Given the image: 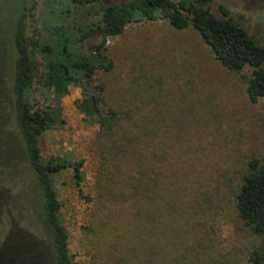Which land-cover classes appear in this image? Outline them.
<instances>
[{"label": "rangeland", "instance_id": "1", "mask_svg": "<svg viewBox=\"0 0 264 264\" xmlns=\"http://www.w3.org/2000/svg\"><path fill=\"white\" fill-rule=\"evenodd\" d=\"M30 3L0 0V153L8 155L0 162V239L12 224L37 232L33 178L16 144L8 97L14 18L21 7L28 34L38 28L40 8L66 11L84 24L96 19L87 7L73 11L69 0H36L30 16ZM218 4L264 43V0H211L215 15ZM98 41L92 32L76 53H91ZM103 54L111 70H96L82 88L68 86L59 103L62 122L39 137L44 162L52 155L81 162L78 187L72 165L52 176L71 260L147 264L153 238L148 232L142 241L141 210L148 202L154 229L165 234L166 225L172 239L164 248L170 264H251L259 237L234 207L248 160L263 152L264 110L261 98L250 102L245 92L249 68L225 70L191 28L175 30L163 20L127 24L106 39ZM35 56L40 72L45 58ZM82 92L101 99V112L117 110L113 135L103 137L75 109ZM29 96L33 107H43L50 95L33 82Z\"/></svg>", "mask_w": 264, "mask_h": 264}, {"label": "trees", "instance_id": "2", "mask_svg": "<svg viewBox=\"0 0 264 264\" xmlns=\"http://www.w3.org/2000/svg\"><path fill=\"white\" fill-rule=\"evenodd\" d=\"M69 1L73 11L87 7L88 14L93 10L95 21L84 24L80 17L71 18L66 11L40 8L35 22L38 28L32 27L28 34L21 7L14 18L12 48L15 55L8 97L16 144L33 178L32 203L37 232L32 234L26 229L10 225L0 239V264H74L68 253L67 233L59 217V203L52 176L72 165L75 186L78 187L81 162L71 163L55 155L44 162L39 137L62 122L59 103L68 86L82 88V81H92L96 70H111L112 62L103 54L106 39L120 35L127 24L163 20L175 30L191 28L225 70L239 72L244 67L249 68L245 92L250 102L261 98L264 110V43L257 42L248 34L222 4L217 5L218 14L215 15L208 6L211 0H116L110 3L101 0ZM94 3L99 8H93ZM35 10L36 0H31L28 8L30 16H33ZM94 31L99 35V41L93 51L87 55L76 53V48ZM45 33L52 37L48 38ZM41 35L45 36L43 40H40ZM36 51L45 58L40 72ZM33 82L50 95L48 103L43 107H33L31 104L29 89ZM98 89H102L100 85ZM99 102L101 99L98 96L82 92L81 97L73 101V106L86 121L98 125L103 137L107 138L114 133L117 110L101 112ZM6 159L7 153H0V162ZM141 189L143 196L150 192L147 185ZM147 204L141 210V228L144 231L142 241L149 239L146 236L148 232L153 240L152 245L148 246L145 262L170 264L165 249L172 245V239L166 225L165 234H159L158 228L154 229ZM234 207L241 223L259 237L258 245L249 253V262L264 264V141L260 156L251 157L247 162V173L242 176L235 193ZM162 223L163 219L156 220V224ZM161 238L164 241L162 246ZM135 257H140V254ZM135 264H140V260Z\"/></svg>", "mask_w": 264, "mask_h": 264}]
</instances>
